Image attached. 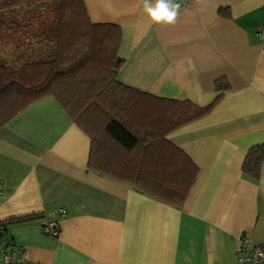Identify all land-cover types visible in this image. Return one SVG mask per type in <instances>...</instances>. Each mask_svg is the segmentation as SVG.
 Returning <instances> with one entry per match:
<instances>
[{
    "label": "crops",
    "instance_id": "0c3cea01",
    "mask_svg": "<svg viewBox=\"0 0 264 264\" xmlns=\"http://www.w3.org/2000/svg\"><path fill=\"white\" fill-rule=\"evenodd\" d=\"M81 1L90 24L119 28L117 81L147 104L204 107L215 81L229 88L165 135L197 168L180 206L133 186L105 135V161L90 167L91 138L54 97L30 104L0 128V222L30 218L7 225L8 245L28 264H235L241 237L264 243V161L257 178L242 172L264 146V0H184L173 26L152 24L142 0ZM48 222L57 237L43 233Z\"/></svg>",
    "mask_w": 264,
    "mask_h": 264
},
{
    "label": "trees",
    "instance_id": "16d2710c",
    "mask_svg": "<svg viewBox=\"0 0 264 264\" xmlns=\"http://www.w3.org/2000/svg\"><path fill=\"white\" fill-rule=\"evenodd\" d=\"M86 18L81 0H0V128L52 96L91 138L90 167L105 161L100 151L105 135L133 186L180 206L197 168L165 135L207 116L228 85L215 81L219 95L204 107L156 99L154 108L141 99L146 95L117 81L119 28ZM263 161L264 146L253 147L243 174L257 178ZM28 219L0 222V242H11L8 224Z\"/></svg>",
    "mask_w": 264,
    "mask_h": 264
},
{
    "label": "built area",
    "instance_id": "2783aa9c",
    "mask_svg": "<svg viewBox=\"0 0 264 264\" xmlns=\"http://www.w3.org/2000/svg\"><path fill=\"white\" fill-rule=\"evenodd\" d=\"M181 6H184V0H176ZM261 43L264 44V27L262 26L257 33ZM61 210L60 214L64 215ZM43 233L52 237L59 235V225L56 222H48L42 226ZM235 264H264V243L252 245L248 239L243 236L239 239L235 249ZM1 255L5 264H28L25 249L16 245H8L1 249Z\"/></svg>",
    "mask_w": 264,
    "mask_h": 264
},
{
    "label": "clouds",
    "instance_id": "9594fccd",
    "mask_svg": "<svg viewBox=\"0 0 264 264\" xmlns=\"http://www.w3.org/2000/svg\"><path fill=\"white\" fill-rule=\"evenodd\" d=\"M143 12L156 26H173L177 23L181 5L176 0H142Z\"/></svg>",
    "mask_w": 264,
    "mask_h": 264
},
{
    "label": "rangeland",
    "instance_id": "374dc122",
    "mask_svg": "<svg viewBox=\"0 0 264 264\" xmlns=\"http://www.w3.org/2000/svg\"><path fill=\"white\" fill-rule=\"evenodd\" d=\"M5 53V52H4ZM8 54L10 55L11 53L10 52H8ZM5 55H7V54H5ZM11 63V62H10Z\"/></svg>",
    "mask_w": 264,
    "mask_h": 264
}]
</instances>
